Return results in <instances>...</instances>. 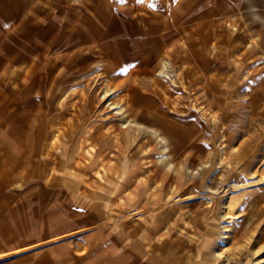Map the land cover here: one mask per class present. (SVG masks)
<instances>
[{
    "label": "rangeland",
    "instance_id": "1",
    "mask_svg": "<svg viewBox=\"0 0 264 264\" xmlns=\"http://www.w3.org/2000/svg\"><path fill=\"white\" fill-rule=\"evenodd\" d=\"M263 177L264 0H0V264H264Z\"/></svg>",
    "mask_w": 264,
    "mask_h": 264
},
{
    "label": "bare ground",
    "instance_id": "2",
    "mask_svg": "<svg viewBox=\"0 0 264 264\" xmlns=\"http://www.w3.org/2000/svg\"><path fill=\"white\" fill-rule=\"evenodd\" d=\"M88 51H90V50H88ZM75 64H76V66H77V68H78V55L75 57ZM80 65L84 68V67H87V62H84V63H80ZM85 69H87V68H85ZM106 95H107V93L105 94V98H106ZM109 96V95H108ZM111 105L110 106H112L113 107V111H115V114H117V117H119V119H130L131 118V116H132V110H130V112H124V110L123 109H121V107H117V105L116 104H113V103H110ZM115 108V109H114ZM132 120L134 119V118H131ZM131 122V121H130ZM123 123V122H122ZM127 123V122H126ZM122 126V125H121ZM264 184V177L260 180V182H258L257 183V185L256 186H258V185H263ZM242 188V187H241ZM237 189H240V187L239 186H235V187H233V188H231V189H229L231 192H233V191H236ZM229 193V192H228ZM235 196V195H234ZM230 197V196H229ZM11 257V256H10ZM0 258H2V257H0Z\"/></svg>",
    "mask_w": 264,
    "mask_h": 264
},
{
    "label": "crops",
    "instance_id": "3",
    "mask_svg": "<svg viewBox=\"0 0 264 264\" xmlns=\"http://www.w3.org/2000/svg\"><path fill=\"white\" fill-rule=\"evenodd\" d=\"M80 232H82V230H81V231H78V233H80ZM82 234H83V233H80V234H78V236H81V238L84 237ZM84 235H85V234H84ZM82 239H83V238H82ZM30 251H31V248H25V249H23V250L20 251V252H14V253L7 254V255H11V257H15V256H18V255H20V254H24V253H27V252H30Z\"/></svg>",
    "mask_w": 264,
    "mask_h": 264
}]
</instances>
